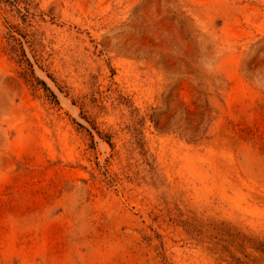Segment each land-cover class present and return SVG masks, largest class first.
<instances>
[{
    "label": "rangeland",
    "instance_id": "rangeland-1",
    "mask_svg": "<svg viewBox=\"0 0 264 264\" xmlns=\"http://www.w3.org/2000/svg\"><path fill=\"white\" fill-rule=\"evenodd\" d=\"M0 264H264V0H0Z\"/></svg>",
    "mask_w": 264,
    "mask_h": 264
}]
</instances>
